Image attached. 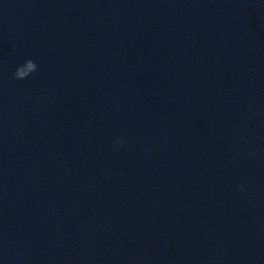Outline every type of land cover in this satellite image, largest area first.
<instances>
[{"label":"water","instance_id":"obj_1","mask_svg":"<svg viewBox=\"0 0 264 264\" xmlns=\"http://www.w3.org/2000/svg\"><path fill=\"white\" fill-rule=\"evenodd\" d=\"M0 264H264V0H0Z\"/></svg>","mask_w":264,"mask_h":264},{"label":"clouds","instance_id":"obj_2","mask_svg":"<svg viewBox=\"0 0 264 264\" xmlns=\"http://www.w3.org/2000/svg\"><path fill=\"white\" fill-rule=\"evenodd\" d=\"M36 70H37L36 63L33 60L28 59L22 65H19L15 69L13 73V77L15 79L22 80L28 77L31 73L35 72ZM117 143H119V141H117Z\"/></svg>","mask_w":264,"mask_h":264}]
</instances>
